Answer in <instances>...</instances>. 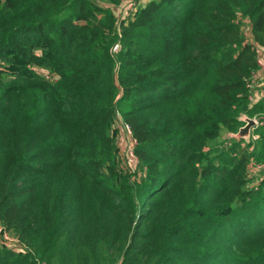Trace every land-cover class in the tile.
<instances>
[{"label":"trees","instance_id":"1","mask_svg":"<svg viewBox=\"0 0 264 264\" xmlns=\"http://www.w3.org/2000/svg\"><path fill=\"white\" fill-rule=\"evenodd\" d=\"M120 3L0 0V264H264V0Z\"/></svg>","mask_w":264,"mask_h":264},{"label":"built area","instance_id":"2","mask_svg":"<svg viewBox=\"0 0 264 264\" xmlns=\"http://www.w3.org/2000/svg\"><path fill=\"white\" fill-rule=\"evenodd\" d=\"M147 0H121L119 7L117 8L118 16L121 22H124L134 16L139 5L146 3ZM120 46L115 45L113 51L117 52ZM259 56V64L261 66L260 70L254 75L255 85L261 84L264 86V48L257 50ZM251 102L255 101V95L250 98ZM118 117V116H117ZM258 125V122L253 119ZM117 126L120 130V142L123 144V150L125 152V164L130 171L135 168L137 164V158L134 154L135 140L133 138L132 132L123 121L117 118ZM255 138V137H254ZM134 171V170H133ZM0 247L6 249H24L25 246L21 244L19 239L11 234L3 225L0 224Z\"/></svg>","mask_w":264,"mask_h":264},{"label":"water","instance_id":"3","mask_svg":"<svg viewBox=\"0 0 264 264\" xmlns=\"http://www.w3.org/2000/svg\"><path fill=\"white\" fill-rule=\"evenodd\" d=\"M255 126H256V123L253 119H250V118L245 119V125L239 129L236 137L244 138V139L249 138Z\"/></svg>","mask_w":264,"mask_h":264},{"label":"rangeland","instance_id":"4","mask_svg":"<svg viewBox=\"0 0 264 264\" xmlns=\"http://www.w3.org/2000/svg\"><path fill=\"white\" fill-rule=\"evenodd\" d=\"M260 84V83H259ZM263 86V85H262ZM264 87V86H263ZM263 87H259V88H263ZM117 116L118 117H116V118H118V119H120L121 117H120V115L119 114H117ZM245 119H248V118H246V117H243L242 118V120H244L245 121ZM118 123H119V121H117ZM120 135L118 134L117 135V143H118V148H119V156H120V158H121V161L123 162V165L125 166V167H127L126 166V164H125V152H124V150H123V144L120 142V137H119ZM226 136V135H225ZM263 167L262 166H255V171H259V170H261ZM133 170H135V168H132ZM133 170L131 171V173H133Z\"/></svg>","mask_w":264,"mask_h":264},{"label":"crops","instance_id":"5","mask_svg":"<svg viewBox=\"0 0 264 264\" xmlns=\"http://www.w3.org/2000/svg\"><path fill=\"white\" fill-rule=\"evenodd\" d=\"M260 86L263 87L261 84H257L256 85L257 88H255V90H254L255 97H257V98L264 94V90H262L263 88H259Z\"/></svg>","mask_w":264,"mask_h":264}]
</instances>
